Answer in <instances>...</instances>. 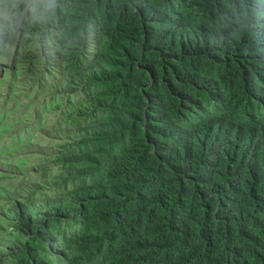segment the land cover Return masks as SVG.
<instances>
[{
	"label": "trees",
	"instance_id": "1",
	"mask_svg": "<svg viewBox=\"0 0 264 264\" xmlns=\"http://www.w3.org/2000/svg\"><path fill=\"white\" fill-rule=\"evenodd\" d=\"M0 5L51 75L0 125V264H264V0Z\"/></svg>",
	"mask_w": 264,
	"mask_h": 264
},
{
	"label": "rangeland",
	"instance_id": "2",
	"mask_svg": "<svg viewBox=\"0 0 264 264\" xmlns=\"http://www.w3.org/2000/svg\"><path fill=\"white\" fill-rule=\"evenodd\" d=\"M9 13H10L9 11H7L5 8H3L0 5V66H1L0 78L3 77L4 79L5 77V80L0 82V87H1L0 94H2L1 95L2 99H4V96L5 95L9 96L10 93L9 99L7 101H3V103L2 101H0V106H1L0 125H4V121H3L4 118L10 119L11 117H16L18 114H20L22 115V117L17 122L19 129L24 130L26 127H30L31 124L33 123L35 117L32 114L33 112L35 113L37 105L42 101V99L44 98V94H46L48 91L47 89H42L40 91H37L40 85L43 84V86H45L44 82L47 81V80L40 81L38 78L39 77L50 78L51 75H49V73L46 70L42 68H38V70H40L38 72L39 74L38 75L36 74L37 76H35L33 79L32 78L30 79V76L28 75L27 71L24 68L18 71L14 70L15 69L14 67H16L17 64L15 63L13 58L11 59L10 56L5 55V53L1 50V47L4 42V37L8 28L7 24L2 22L7 20L8 17L7 14ZM15 42H16V38L12 37V40H10V44L13 45ZM8 48H9L8 52L9 53H12V51L16 52L17 55L15 56L17 57H19L20 54H23L22 56L26 55L27 58L29 57L30 52L28 50L25 51L22 48L16 50V46L11 48L8 46ZM28 59L32 60V58H28ZM29 64L33 65L34 67H39V65H37L34 60ZM12 69L15 71V83L13 86H10L9 81H10L11 73L13 71ZM30 83L32 85L31 88H29ZM1 103L3 104V107ZM24 109L29 110L30 112H27ZM43 114H51L50 118L47 120L48 122L52 119L56 120L55 118L58 117V115L56 117L54 116L55 113L52 108L50 110L45 111ZM17 122H14L12 124L13 129L9 131L8 134L0 137V161L2 160L1 154L10 157L8 153L1 151V147L3 146V143L6 141V139L9 138V136L15 135L17 130L16 129ZM57 124L58 126H62L63 122L61 123L60 121H58ZM44 142L45 140L40 141L42 146L44 145ZM13 159L14 158L12 157V160Z\"/></svg>",
	"mask_w": 264,
	"mask_h": 264
},
{
	"label": "clouds",
	"instance_id": "3",
	"mask_svg": "<svg viewBox=\"0 0 264 264\" xmlns=\"http://www.w3.org/2000/svg\"><path fill=\"white\" fill-rule=\"evenodd\" d=\"M15 15V13L13 12V13H11L10 15H9V19L11 18V16H14Z\"/></svg>",
	"mask_w": 264,
	"mask_h": 264
}]
</instances>
